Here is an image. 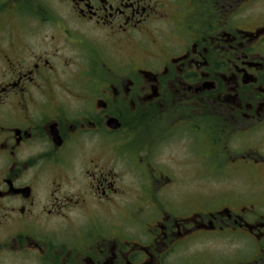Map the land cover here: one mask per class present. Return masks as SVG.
I'll use <instances>...</instances> for the list:
<instances>
[{
    "label": "flooded vegetation",
    "instance_id": "obj_1",
    "mask_svg": "<svg viewBox=\"0 0 264 264\" xmlns=\"http://www.w3.org/2000/svg\"><path fill=\"white\" fill-rule=\"evenodd\" d=\"M0 264H264V0H0Z\"/></svg>",
    "mask_w": 264,
    "mask_h": 264
}]
</instances>
